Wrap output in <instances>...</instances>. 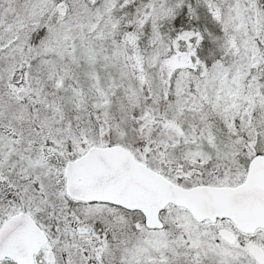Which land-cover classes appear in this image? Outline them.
Masks as SVG:
<instances>
[{"label":"snow or ice","instance_id":"obj_1","mask_svg":"<svg viewBox=\"0 0 264 264\" xmlns=\"http://www.w3.org/2000/svg\"><path fill=\"white\" fill-rule=\"evenodd\" d=\"M0 264H264V0H0Z\"/></svg>","mask_w":264,"mask_h":264}]
</instances>
